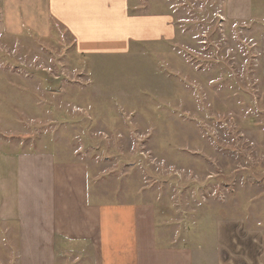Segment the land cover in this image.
<instances>
[{
    "label": "rangeland",
    "instance_id": "obj_1",
    "mask_svg": "<svg viewBox=\"0 0 264 264\" xmlns=\"http://www.w3.org/2000/svg\"><path fill=\"white\" fill-rule=\"evenodd\" d=\"M225 4L131 0L172 38L88 55L57 23L8 36L0 0V135L78 165L93 202L153 203L165 244H207L219 218L264 232V0L250 22ZM57 264H93L88 241L58 240Z\"/></svg>",
    "mask_w": 264,
    "mask_h": 264
},
{
    "label": "crops",
    "instance_id": "obj_2",
    "mask_svg": "<svg viewBox=\"0 0 264 264\" xmlns=\"http://www.w3.org/2000/svg\"><path fill=\"white\" fill-rule=\"evenodd\" d=\"M225 3L228 19H254L253 0ZM2 18L8 36L30 29L43 38L60 24L88 55L127 53L175 33L170 14L133 11L131 0H2ZM260 45L264 73V29ZM6 135H0V246L15 248L17 264H57L60 239L88 241L93 264H264L260 228L219 218L207 244L196 236L165 244L153 203L93 202L78 165Z\"/></svg>",
    "mask_w": 264,
    "mask_h": 264
}]
</instances>
